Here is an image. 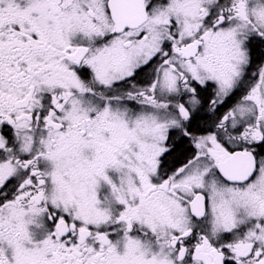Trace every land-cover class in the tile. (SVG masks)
I'll use <instances>...</instances> for the list:
<instances>
[{"label":"snow or ice","instance_id":"snow-or-ice-1","mask_svg":"<svg viewBox=\"0 0 264 264\" xmlns=\"http://www.w3.org/2000/svg\"><path fill=\"white\" fill-rule=\"evenodd\" d=\"M0 264H264V0H0Z\"/></svg>","mask_w":264,"mask_h":264}]
</instances>
